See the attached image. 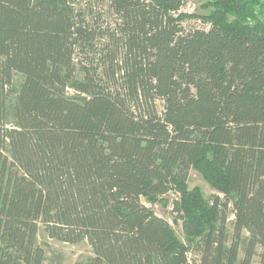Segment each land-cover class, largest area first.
<instances>
[{
	"label": "trees",
	"instance_id": "1",
	"mask_svg": "<svg viewBox=\"0 0 264 264\" xmlns=\"http://www.w3.org/2000/svg\"><path fill=\"white\" fill-rule=\"evenodd\" d=\"M204 1L0 0V264H264V0Z\"/></svg>",
	"mask_w": 264,
	"mask_h": 264
},
{
	"label": "rangeland",
	"instance_id": "2",
	"mask_svg": "<svg viewBox=\"0 0 264 264\" xmlns=\"http://www.w3.org/2000/svg\"><path fill=\"white\" fill-rule=\"evenodd\" d=\"M205 4L206 1L204 0H185L180 11L192 15L191 18L186 19L183 22V26L185 28H205V24L199 20L200 16L206 15L210 10V8ZM186 186L188 190H193L196 187L199 188L206 198H209L215 193V191L201 177V175L194 170L189 172ZM163 198V202L159 201L154 204H150L145 199H142V203L149 207L156 216L167 221L178 238L181 241H184L185 236L182 223L179 219H177L176 212L173 211V202L180 199V193L171 191ZM39 241L48 257V261L45 264H49V262H51V264H76L77 262H85L92 255L86 242L69 244L49 239L42 235H40ZM253 264H257V259L254 260Z\"/></svg>",
	"mask_w": 264,
	"mask_h": 264
}]
</instances>
